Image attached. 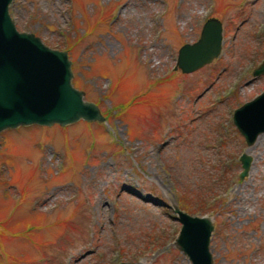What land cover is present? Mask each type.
<instances>
[{
	"label": "rangeland",
	"instance_id": "obj_1",
	"mask_svg": "<svg viewBox=\"0 0 264 264\" xmlns=\"http://www.w3.org/2000/svg\"><path fill=\"white\" fill-rule=\"evenodd\" d=\"M10 14L70 52L73 85L104 116L125 107L0 134V264H190L180 203L213 217L214 264H264V134L248 147L233 123L264 92V0H14ZM210 18L221 55L174 70Z\"/></svg>",
	"mask_w": 264,
	"mask_h": 264
},
{
	"label": "water",
	"instance_id": "obj_2",
	"mask_svg": "<svg viewBox=\"0 0 264 264\" xmlns=\"http://www.w3.org/2000/svg\"><path fill=\"white\" fill-rule=\"evenodd\" d=\"M13 0H0V134L27 126L62 127L80 120L106 123L97 104L85 100V92L73 85L72 61L67 51L47 46L32 33L17 30L9 8ZM223 26L207 20L200 38L181 47L174 70L192 74L211 64L222 53ZM264 75V60L253 77ZM233 122L252 147L264 134V92L234 111ZM240 179L248 176L253 158L240 157ZM182 227L174 242L190 264H214L211 216H193L173 207ZM133 264V263H120Z\"/></svg>",
	"mask_w": 264,
	"mask_h": 264
},
{
	"label": "trees",
	"instance_id": "obj_3",
	"mask_svg": "<svg viewBox=\"0 0 264 264\" xmlns=\"http://www.w3.org/2000/svg\"><path fill=\"white\" fill-rule=\"evenodd\" d=\"M69 52V51H68ZM69 54H70V52H69ZM125 106L124 105H119V106H115V107H113L112 108V110H110V112H109V114H106L105 115V117H106V119L109 121L110 119H111V117L113 116V117H115V116H118L119 115V113H120V111L118 110L119 108H121V109H123ZM180 207L183 209V210H185V211H187L188 213H190V214H195V213H193L194 211H197V210H195V209H193V208H190V207H188V206H186V205H184V204H182V203H180Z\"/></svg>",
	"mask_w": 264,
	"mask_h": 264
},
{
	"label": "bare ground",
	"instance_id": "obj_4",
	"mask_svg": "<svg viewBox=\"0 0 264 264\" xmlns=\"http://www.w3.org/2000/svg\"><path fill=\"white\" fill-rule=\"evenodd\" d=\"M261 137L258 138L257 142L260 140Z\"/></svg>",
	"mask_w": 264,
	"mask_h": 264
}]
</instances>
